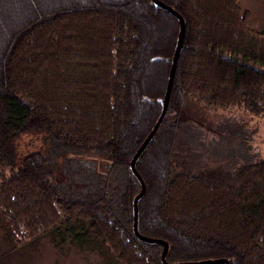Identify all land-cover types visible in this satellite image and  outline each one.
Here are the masks:
<instances>
[{
    "label": "trees",
    "instance_id": "16d2710c",
    "mask_svg": "<svg viewBox=\"0 0 264 264\" xmlns=\"http://www.w3.org/2000/svg\"><path fill=\"white\" fill-rule=\"evenodd\" d=\"M161 1L186 32L167 114L136 163L139 231L168 242V262L264 264V160L248 154L242 115L209 118L264 120V29L242 0ZM179 29L152 0H0V223L15 247L51 236L116 264H164L163 245L134 232L131 162L162 112ZM31 130L49 152L18 164L6 150ZM87 153L108 168L91 193L66 190L57 159Z\"/></svg>",
    "mask_w": 264,
    "mask_h": 264
},
{
    "label": "rangeland",
    "instance_id": "374dc122",
    "mask_svg": "<svg viewBox=\"0 0 264 264\" xmlns=\"http://www.w3.org/2000/svg\"><path fill=\"white\" fill-rule=\"evenodd\" d=\"M243 9L251 12L254 29H264V0H242ZM224 115H242L252 133L246 144L248 154L257 160H264V120L238 109L210 111L209 118L220 121ZM212 138L216 134L212 133ZM45 130H31L19 134L7 148V154L18 160L33 152H49ZM221 152V150H220ZM225 154V153H224ZM247 154V153H246ZM230 155V152H229ZM73 156L72 165L68 158ZM224 159L223 156H221ZM60 170L58 180L68 191L91 193L111 159L98 153L62 155L57 159ZM0 264H116L104 249L91 243L79 248L68 242L60 243V238L43 236L37 240L15 247L5 228L0 223Z\"/></svg>",
    "mask_w": 264,
    "mask_h": 264
},
{
    "label": "water",
    "instance_id": "95a60500",
    "mask_svg": "<svg viewBox=\"0 0 264 264\" xmlns=\"http://www.w3.org/2000/svg\"><path fill=\"white\" fill-rule=\"evenodd\" d=\"M152 2L155 5L156 9H165V10L169 11L172 15H174L179 20L180 29H179V36H178V40H177V46H176V49H175V52L173 55L172 65H171L170 72H169L167 89H166L164 100L162 102L163 103L162 112H161L157 122L155 123L153 129L148 134V136L146 137V139L144 140V142L142 143L140 148L137 150V152L134 155L132 162H131V169H132L134 175L138 178V180L141 183V190L134 199V232H135L136 236L142 241L149 242V243H157V244L163 245L162 261L164 262V264H230L228 259H225V258L207 259V260H198V261H185V262H168L167 261V255L169 252L168 242L163 240V239L144 236L139 231V201L145 195L147 187H146V183H145L144 179L142 178V176L140 175V173L138 172V170L136 168V163H137L139 157L142 155L143 151L146 149V147L152 141L154 135L156 134L157 130L159 129L162 121L164 120V118L167 114L170 96H171V92H172V88H173V83H174V79L176 76V70H177L178 62H179L180 54H181L183 46H184V37H185V32H186L185 19L177 10H175L171 6L165 4L161 0H152ZM159 59H160V57L153 58L154 61L159 60Z\"/></svg>",
    "mask_w": 264,
    "mask_h": 264
}]
</instances>
